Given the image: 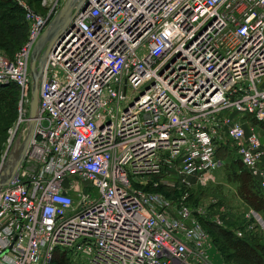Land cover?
<instances>
[{
	"label": "built area",
	"instance_id": "2783aa9c",
	"mask_svg": "<svg viewBox=\"0 0 264 264\" xmlns=\"http://www.w3.org/2000/svg\"><path fill=\"white\" fill-rule=\"evenodd\" d=\"M15 1L28 34L11 58L0 51V83L17 88L2 158L26 132L31 50L65 0H42L44 14ZM86 1L50 48L34 134L0 190V264H51L56 251L213 264L201 206L156 188L208 182L229 142L264 189V144L242 121L264 124V0Z\"/></svg>",
	"mask_w": 264,
	"mask_h": 264
},
{
	"label": "rangeland",
	"instance_id": "374dc122",
	"mask_svg": "<svg viewBox=\"0 0 264 264\" xmlns=\"http://www.w3.org/2000/svg\"><path fill=\"white\" fill-rule=\"evenodd\" d=\"M26 2L31 9L39 14H44L46 12V7L42 5V0H26ZM4 121L5 120H0V164L6 158H2V153L4 152L3 141L6 138V129L8 128ZM242 121L246 127H250L251 124L255 125L256 131L264 144V124H256L255 121L249 119H242ZM232 146L233 145L229 142H225L221 146V150H218V157L221 159L222 163L211 173L212 178L208 182H201L197 175L188 177L181 175L173 179V185L166 186L160 182L157 187L160 189L156 190L162 192L173 201H177L180 195L186 191L189 194L187 200L188 204L201 206V213L203 214L202 219L204 221L206 219L208 222L215 223L235 234L238 230H241L242 236L244 237L247 236L246 234L249 235L256 232L264 236V220L260 213L257 212L259 214L257 218L263 225L256 217L251 216L248 218V216H246L250 210L256 211L244 200L242 195H240L239 189L241 182L238 181L239 179L236 178V176L242 173L248 174L249 171L242 165L239 156ZM249 174V177H251L252 175L250 172ZM151 188L153 187L151 186ZM207 232L210 239L213 241L210 234L211 232L209 230ZM237 236L241 237L239 235ZM209 255L213 264H224L213 242ZM68 258L70 260H66V264L75 263L70 257ZM246 264L255 263L252 259L251 263L247 262Z\"/></svg>",
	"mask_w": 264,
	"mask_h": 264
},
{
	"label": "trees",
	"instance_id": "16d2710c",
	"mask_svg": "<svg viewBox=\"0 0 264 264\" xmlns=\"http://www.w3.org/2000/svg\"><path fill=\"white\" fill-rule=\"evenodd\" d=\"M28 34V24L23 10L15 0H0V51L11 58L24 43ZM17 116V88L14 83H0V120L9 127ZM244 118H251L245 116ZM253 121V120H252ZM3 122V124H4ZM11 123V124H10ZM8 129V128H7ZM6 129V137H7ZM6 139V138H5ZM5 142V140L3 141ZM224 150V148H223ZM248 172V171H247ZM249 174V172H248ZM248 174L237 175L241 182L240 195L264 220V189L258 180ZM160 189V188H156ZM203 227L210 231L214 247L224 264H264V236L260 233L238 237L234 232L215 223L200 218ZM210 221V220H209ZM205 222V223H204ZM67 255L56 251L51 264H66ZM78 264V263H73Z\"/></svg>",
	"mask_w": 264,
	"mask_h": 264
},
{
	"label": "water",
	"instance_id": "95a60500",
	"mask_svg": "<svg viewBox=\"0 0 264 264\" xmlns=\"http://www.w3.org/2000/svg\"><path fill=\"white\" fill-rule=\"evenodd\" d=\"M86 5V0H65L33 45L28 66L31 77V100L26 132L23 136L18 135L15 138L6 158L0 164V190L11 180L34 134L36 117L39 112V82L50 48L59 34L70 24L78 10L84 9Z\"/></svg>",
	"mask_w": 264,
	"mask_h": 264
}]
</instances>
